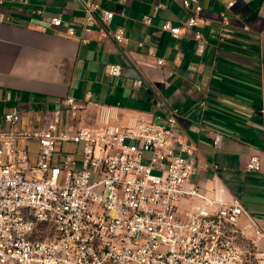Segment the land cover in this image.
Masks as SVG:
<instances>
[{"label": "crops", "instance_id": "1", "mask_svg": "<svg viewBox=\"0 0 264 264\" xmlns=\"http://www.w3.org/2000/svg\"><path fill=\"white\" fill-rule=\"evenodd\" d=\"M87 2L113 12L107 28L121 31V42L100 37L97 25L80 41ZM195 4L201 53L183 24ZM0 9L7 16L0 22V129L12 109L20 113L17 131L63 119L67 96L89 102L76 126L96 124L94 104L113 107L115 123L174 115L194 150L189 182L208 196L237 198L264 230L263 179L245 171L248 156L264 151V0H189L187 8L182 0H4ZM55 16L58 27L49 24ZM164 21L181 26L180 36L162 31ZM69 25L73 36L65 33ZM109 63L121 64V75H107ZM27 151L34 163L37 143ZM256 244L264 251V239Z\"/></svg>", "mask_w": 264, "mask_h": 264}, {"label": "built area", "instance_id": "2", "mask_svg": "<svg viewBox=\"0 0 264 264\" xmlns=\"http://www.w3.org/2000/svg\"><path fill=\"white\" fill-rule=\"evenodd\" d=\"M182 5L187 8L189 0ZM83 7L82 43L96 25L100 37L122 41L121 31L107 28L112 11L92 2ZM200 11L195 4L183 23L194 30L199 53ZM6 19L0 9V22ZM221 19L224 35L228 19ZM49 24L58 27L61 18L51 17ZM160 29L181 34V26L169 21ZM65 33L73 36L75 27ZM106 73L121 75V64H107ZM63 102L65 117L56 115L40 129L12 128L20 121L17 109L2 115L7 127L0 129V264H264L256 244L264 230L240 201L208 196L189 182L194 150L174 115L157 123L132 116L115 123L113 107L94 104L96 124L76 126L89 102L71 96ZM30 141L37 143L34 163ZM64 142L83 143L79 160L63 152ZM245 171L261 175L264 190V151L248 156Z\"/></svg>", "mask_w": 264, "mask_h": 264}, {"label": "rangeland", "instance_id": "3", "mask_svg": "<svg viewBox=\"0 0 264 264\" xmlns=\"http://www.w3.org/2000/svg\"><path fill=\"white\" fill-rule=\"evenodd\" d=\"M59 143L56 145V151L59 149ZM82 148H83V143H71V142H64L61 144V149L63 152H69L75 154L77 160H79L82 156Z\"/></svg>", "mask_w": 264, "mask_h": 264}]
</instances>
